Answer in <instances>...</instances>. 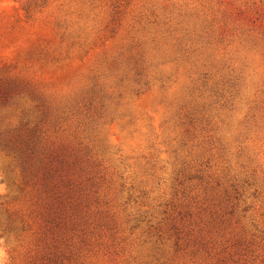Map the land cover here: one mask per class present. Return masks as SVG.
Returning a JSON list of instances; mask_svg holds the SVG:
<instances>
[{
	"label": "rangeland",
	"instance_id": "1",
	"mask_svg": "<svg viewBox=\"0 0 264 264\" xmlns=\"http://www.w3.org/2000/svg\"><path fill=\"white\" fill-rule=\"evenodd\" d=\"M0 264H264V0H0Z\"/></svg>",
	"mask_w": 264,
	"mask_h": 264
}]
</instances>
